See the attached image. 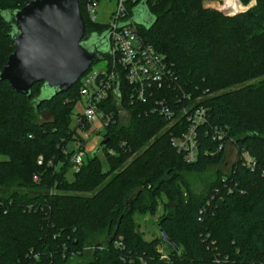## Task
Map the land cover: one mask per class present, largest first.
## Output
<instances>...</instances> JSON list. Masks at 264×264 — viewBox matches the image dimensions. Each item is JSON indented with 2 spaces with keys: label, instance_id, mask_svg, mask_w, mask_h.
I'll use <instances>...</instances> for the list:
<instances>
[{
  "label": "trees",
  "instance_id": "trees-1",
  "mask_svg": "<svg viewBox=\"0 0 264 264\" xmlns=\"http://www.w3.org/2000/svg\"><path fill=\"white\" fill-rule=\"evenodd\" d=\"M30 1L0 0V72L14 50V12ZM89 1L100 0H79L85 36H101L107 27L90 20ZM205 2L142 0L132 11L140 34L174 71L177 84L157 94L179 119L131 102L123 83L130 119H120L110 94L114 121L103 131L110 138L101 148L105 161L94 150L72 179L80 82L42 100L44 82L23 94L0 80V154L7 157L0 160V198L11 201L0 214V264H69L97 231L109 238L98 240L83 264H264V0L233 16ZM183 106L206 110L193 162L173 143L188 127ZM44 111L51 119L40 121ZM229 142L239 159L197 191L188 176L219 168ZM164 196L176 199L172 211ZM162 204L159 229L177 246L168 243L167 258L157 249L162 237L147 240L134 220V213L155 214Z\"/></svg>",
  "mask_w": 264,
  "mask_h": 264
},
{
  "label": "built area",
  "instance_id": "built-area-1",
  "mask_svg": "<svg viewBox=\"0 0 264 264\" xmlns=\"http://www.w3.org/2000/svg\"><path fill=\"white\" fill-rule=\"evenodd\" d=\"M141 1L116 0L111 12V20L106 26L107 30H112L109 50L104 54L98 52L94 61L96 63L98 60H105V65L96 68L93 63L78 80L80 82L78 102H81L83 110L72 115V128L76 140L73 142L75 152L70 161L74 171L81 168L88 156V137L98 134L100 138L97 144H99L105 139L103 131L114 121L112 113L108 111L110 94L114 97V106L119 110L120 119L121 109L129 113L121 101L123 83L128 86L131 102L148 103L152 112L166 116L171 122L179 119V115L172 110L167 100L157 94L177 84L174 71L166 55L143 38L132 18V11ZM207 2L227 16L247 11L256 4V0H249L247 3L243 0H207ZM98 3L99 1H89L85 4V10L93 22H97L95 14L98 12ZM189 110L187 106L181 108L180 114L187 115L188 127L180 136L173 137V143L179 151L185 153L188 161L193 162L198 152L196 127L205 121L206 110L196 109V106H191ZM79 131L86 132L88 137H83ZM216 135L222 137L220 134L216 133ZM121 146H126V143L121 142ZM108 153L114 155L116 151L110 147ZM244 156L250 162L251 159L247 154ZM44 162V156L40 155L38 163L44 164ZM48 164H53L52 159ZM33 180L38 181L39 176L34 175ZM10 206L11 201L7 203L0 198V214L8 213ZM121 244V242L116 243L117 246ZM162 258H167V255H162ZM142 262L146 264L143 260Z\"/></svg>",
  "mask_w": 264,
  "mask_h": 264
},
{
  "label": "water",
  "instance_id": "water-1",
  "mask_svg": "<svg viewBox=\"0 0 264 264\" xmlns=\"http://www.w3.org/2000/svg\"><path fill=\"white\" fill-rule=\"evenodd\" d=\"M13 16L14 50L0 80H7L16 92L29 94L37 82H44L42 100L65 92L91 67L98 52L109 50L105 43L110 42L112 30L85 36L79 0H31ZM109 140L103 139L96 151ZM160 233L164 241L177 247L164 229Z\"/></svg>",
  "mask_w": 264,
  "mask_h": 264
},
{
  "label": "rangeland",
  "instance_id": "rangeland-1",
  "mask_svg": "<svg viewBox=\"0 0 264 264\" xmlns=\"http://www.w3.org/2000/svg\"><path fill=\"white\" fill-rule=\"evenodd\" d=\"M116 0H100L99 3L97 4V10L98 12L95 14L96 20L98 23L102 24L104 27L107 26L109 21L111 20V12L115 6ZM207 2L204 4L206 5ZM105 65V60H98L96 63H94V67L99 68ZM258 81V80H257ZM255 82V81H253ZM83 107L81 102H78L76 104V107L74 108V112L82 111ZM130 113L125 112L123 109H121V120L123 122L127 121L130 119ZM51 119V116L48 112H43L40 116V121L44 120H49ZM79 134L82 135L83 137H88L86 132L79 131ZM100 136L98 134H92L89 139V144L87 146L88 149V155H91L94 150H96L99 146L97 142L99 141ZM101 142V141H100ZM98 155L102 158L103 161L104 159V151L100 149V151L97 152ZM138 154V153H137ZM137 154H133L130 160L134 156H137ZM7 157L5 155L0 154V160L6 159ZM239 159V153L237 148L229 142L226 146V156L224 162L219 166V168H212L207 172L206 174L203 175H189V181L193 185V187L197 190L200 191L206 184V182L209 179H213L216 177L217 172L221 171L223 174H227L233 163ZM219 170V171H218ZM74 170L71 168L67 172V177L68 179H72L73 177ZM113 173V172H112ZM109 176H111V174ZM137 187L135 186L130 194L135 193L137 191ZM165 201L167 202V211L173 210L176 206V199H169L164 196ZM164 210V205L162 204L159 206L158 211L154 214L151 212H145V213H134V220L135 223L138 225L139 229L142 231L144 237L147 240H153L155 238H160L161 233L160 229L158 227V223L161 220L162 214L165 212ZM166 213V212H165ZM168 213V212H167ZM88 242L86 244V247L84 248L82 254L79 253L76 257H74L69 264H83L85 259L88 258L90 253L94 250L95 246L94 244L99 240L102 242H106L108 240V233L107 231H97V232H89L88 233ZM158 251L162 253V255H167L168 249H170V244L168 242L161 240L158 244L157 247Z\"/></svg>",
  "mask_w": 264,
  "mask_h": 264
}]
</instances>
